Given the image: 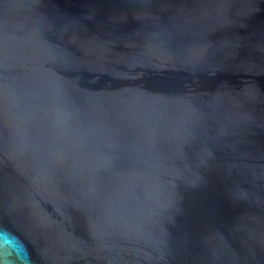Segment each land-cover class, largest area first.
I'll use <instances>...</instances> for the list:
<instances>
[{
	"label": "water",
	"instance_id": "95a60500",
	"mask_svg": "<svg viewBox=\"0 0 264 264\" xmlns=\"http://www.w3.org/2000/svg\"><path fill=\"white\" fill-rule=\"evenodd\" d=\"M0 264H264V0H0Z\"/></svg>",
	"mask_w": 264,
	"mask_h": 264
}]
</instances>
